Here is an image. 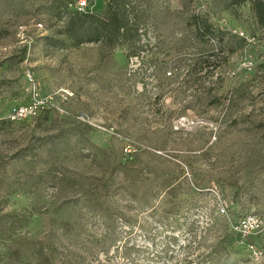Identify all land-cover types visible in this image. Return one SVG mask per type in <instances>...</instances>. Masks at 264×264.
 I'll return each mask as SVG.
<instances>
[{
	"label": "rangeland",
	"instance_id": "rangeland-1",
	"mask_svg": "<svg viewBox=\"0 0 264 264\" xmlns=\"http://www.w3.org/2000/svg\"><path fill=\"white\" fill-rule=\"evenodd\" d=\"M69 1L0 0V264H264L251 4L127 0L142 51L52 46L69 11L109 0Z\"/></svg>",
	"mask_w": 264,
	"mask_h": 264
},
{
	"label": "trees",
	"instance_id": "trees-1",
	"mask_svg": "<svg viewBox=\"0 0 264 264\" xmlns=\"http://www.w3.org/2000/svg\"><path fill=\"white\" fill-rule=\"evenodd\" d=\"M87 1L93 2V0H85V3ZM213 1L220 10H232L250 3L256 25L264 30V0ZM67 14L63 25L56 30L58 36L56 38L51 35L46 36L52 46H64L67 39L74 40L76 44L106 41L110 42L113 47L120 44L132 46L133 42H138L139 50L142 51L149 46L148 43H140L143 34L139 32L137 23L139 22V14L130 10L127 0H109L100 13L85 9L83 11L71 10ZM189 23L194 27V36L200 39L202 43L208 41L216 30L207 15L192 14ZM238 43L242 47L246 43V39L238 37ZM231 50L233 51L234 48ZM134 54L138 53L134 52ZM131 55L132 53L129 54V56Z\"/></svg>",
	"mask_w": 264,
	"mask_h": 264
},
{
	"label": "built area",
	"instance_id": "built-area-1",
	"mask_svg": "<svg viewBox=\"0 0 264 264\" xmlns=\"http://www.w3.org/2000/svg\"><path fill=\"white\" fill-rule=\"evenodd\" d=\"M84 1V4H85V0H81V3ZM241 34L243 35L244 33L243 32H241Z\"/></svg>",
	"mask_w": 264,
	"mask_h": 264
}]
</instances>
